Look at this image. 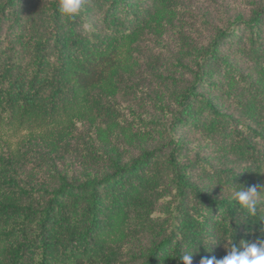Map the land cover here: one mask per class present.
I'll list each match as a JSON object with an SVG mask.
<instances>
[{
  "label": "trees",
  "instance_id": "1",
  "mask_svg": "<svg viewBox=\"0 0 264 264\" xmlns=\"http://www.w3.org/2000/svg\"><path fill=\"white\" fill-rule=\"evenodd\" d=\"M182 4L0 0V264H200L264 240V198L249 216L231 192L264 186V2L204 28Z\"/></svg>",
  "mask_w": 264,
  "mask_h": 264
},
{
  "label": "clouds",
  "instance_id": "2",
  "mask_svg": "<svg viewBox=\"0 0 264 264\" xmlns=\"http://www.w3.org/2000/svg\"><path fill=\"white\" fill-rule=\"evenodd\" d=\"M84 0H59V11L68 18H75L79 15ZM261 187L252 185L245 189L243 185H234L231 189L232 198L243 209L247 210L249 216L257 214V206L264 198ZM226 255L217 259L215 256L204 257L200 264H264V240L254 242L240 241L225 246ZM183 264H192V252L181 257Z\"/></svg>",
  "mask_w": 264,
  "mask_h": 264
},
{
  "label": "rangeland",
  "instance_id": "3",
  "mask_svg": "<svg viewBox=\"0 0 264 264\" xmlns=\"http://www.w3.org/2000/svg\"><path fill=\"white\" fill-rule=\"evenodd\" d=\"M251 1L257 0H183L182 7L192 13L193 18L197 19V25L204 28V23L200 20L205 19L212 25H221L227 18L237 14H245L247 9L252 6ZM264 2V0H258ZM209 28V27H208ZM204 35L201 33L197 39L198 42L204 40ZM170 50V53L176 52L174 40L164 41L162 43ZM4 139L9 141L12 146L19 140V136L11 135L4 136Z\"/></svg>",
  "mask_w": 264,
  "mask_h": 264
}]
</instances>
